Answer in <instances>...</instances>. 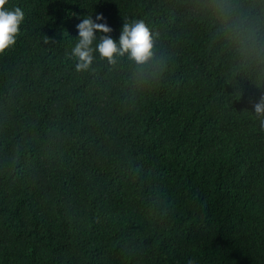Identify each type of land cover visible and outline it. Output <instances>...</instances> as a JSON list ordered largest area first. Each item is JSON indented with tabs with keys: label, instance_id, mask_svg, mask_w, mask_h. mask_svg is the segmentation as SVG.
Returning a JSON list of instances; mask_svg holds the SVG:
<instances>
[{
	"label": "trees",
	"instance_id": "trees-1",
	"mask_svg": "<svg viewBox=\"0 0 264 264\" xmlns=\"http://www.w3.org/2000/svg\"><path fill=\"white\" fill-rule=\"evenodd\" d=\"M5 6L0 264H264V0ZM97 13L114 40L142 19L153 55L77 71Z\"/></svg>",
	"mask_w": 264,
	"mask_h": 264
},
{
	"label": "clouds",
	"instance_id": "clouds-1",
	"mask_svg": "<svg viewBox=\"0 0 264 264\" xmlns=\"http://www.w3.org/2000/svg\"><path fill=\"white\" fill-rule=\"evenodd\" d=\"M6 0H0V53L14 45L19 25L24 19V13L20 7H6ZM99 21V22H98ZM78 40L71 49V54L77 59L76 70H87L93 60V52L101 58H107L109 62L114 55L127 54L137 64L147 61L152 55L153 38L149 28L142 19H134L125 22L121 26L117 40L110 35L112 28L107 24L101 13H97L95 19L86 16L76 24ZM97 33L101 34L95 47L93 40ZM257 114H264V98L254 105ZM260 127L264 128V119L260 120ZM189 264H192L189 261Z\"/></svg>",
	"mask_w": 264,
	"mask_h": 264
}]
</instances>
